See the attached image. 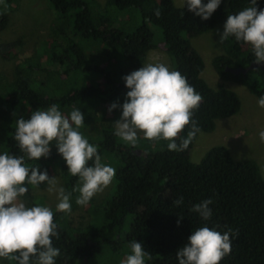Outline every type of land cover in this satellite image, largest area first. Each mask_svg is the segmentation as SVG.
I'll return each instance as SVG.
<instances>
[{"label":"trees","instance_id":"trees-1","mask_svg":"<svg viewBox=\"0 0 264 264\" xmlns=\"http://www.w3.org/2000/svg\"><path fill=\"white\" fill-rule=\"evenodd\" d=\"M6 1L0 0V5ZM51 3L56 16L50 25L52 37L47 46L38 54L21 58L11 77L0 75V154L25 156L26 166H39L41 172L47 170L49 177L53 176V165L60 164L66 176V192H72L78 185V177L68 172L54 144L49 157L36 161L28 160L14 139L18 119H30L33 112L45 111L56 104L68 117L73 109H79L84 114L82 135L98 146L101 158L105 153H113L122 162L115 172L114 192L99 201L91 200L92 211H103L101 223L76 230L69 214L52 210L59 233L58 239L52 238L53 246L61 253L56 264H92L104 244L118 251L126 242L130 255L135 240L151 255L145 264H179L177 250L187 243L193 231L204 226L221 233L232 230L231 254L219 264H264V176L259 165L252 160L236 159L226 145L213 146L200 162L191 159L200 132L213 131L218 119L233 116L242 107L236 91L224 85L213 87L202 76L205 61L191 38L213 30L218 23L225 24L228 15L252 6L251 0H222L208 20L189 12L187 4L178 6L174 0H106L104 6H99L96 0H51ZM111 7L138 8L141 21L134 29L118 24L109 13ZM257 7L264 9V0H257ZM157 9L159 17L155 15ZM0 18L4 27L7 11H1ZM152 25L161 28V43L173 60L174 71L185 76L202 96L192 116L201 131L186 150L179 152L169 151L168 141L138 138V146L139 142L144 145L139 153L138 146L133 148L114 135L122 105L118 104L111 113L108 109L121 98L126 99L130 89L123 77L128 74L113 62L103 66L95 63L88 54L89 46L101 42L107 51L120 50L141 64L150 50L158 47ZM226 41L229 43L226 52L213 60L217 75L246 86L259 98L264 96V69L256 67L239 74L227 70L250 65L255 59L251 47L234 37ZM22 44L21 38L0 42V55H15ZM78 72L86 75V85L75 86L72 76ZM92 123L99 127V139L87 129ZM190 130L191 124L176 142L187 138ZM78 195L72 192V210L77 206ZM181 197L183 203L177 206L174 201ZM208 199L212 200L209 205L212 215L204 221L191 209ZM127 221L129 229L122 235Z\"/></svg>","mask_w":264,"mask_h":264},{"label":"clouds","instance_id":"clouds-1","mask_svg":"<svg viewBox=\"0 0 264 264\" xmlns=\"http://www.w3.org/2000/svg\"><path fill=\"white\" fill-rule=\"evenodd\" d=\"M222 0H184L189 12L203 20H208L218 9ZM250 7L237 14L228 15L220 43L234 37L251 47L256 65L264 64V9L258 10L257 0H251ZM155 15L160 16L159 9ZM126 93L122 105V115L115 121V133L133 148L138 146L139 134L149 141H168L169 151L186 150L200 132L192 120L193 110L198 109L202 96L188 84L187 78L179 71H170L163 63H148L123 77ZM264 108V96L258 100ZM119 107L111 104L109 112ZM191 124L187 138L176 141L186 126ZM84 125V114L73 109L70 117L53 104L47 110L33 112L30 119L21 117L16 121L14 139L28 160L47 158L54 144L58 154L65 160L68 172L78 177V185L72 192H78L77 205H86L97 193L102 192L113 180L115 169L101 163L97 147L79 131ZM264 143V131L259 132ZM89 161L93 163L90 165ZM47 184L49 193H56V211L70 214L72 192L58 187L55 176L49 177L47 170L25 165V156L0 155V258L15 261L16 264H56L60 250L53 246L52 238H59L58 225L54 223L52 209L47 206L32 207L19 198L25 196L29 188ZM174 203L179 206L183 198ZM208 199L196 204L191 211L207 221L212 212ZM182 219V217H181ZM179 225V220H178ZM232 230L221 233L207 226L192 232L187 243L177 250L179 264H219L232 251ZM151 259L142 244L133 241L131 254L122 264H145Z\"/></svg>","mask_w":264,"mask_h":264},{"label":"rangeland","instance_id":"rangeland-1","mask_svg":"<svg viewBox=\"0 0 264 264\" xmlns=\"http://www.w3.org/2000/svg\"><path fill=\"white\" fill-rule=\"evenodd\" d=\"M174 1L178 6L186 5H184V0ZM105 2L106 0H96L99 6H104ZM3 10L7 11L8 19L5 26L1 27L0 18V42L13 41L19 38L23 40V44L15 51V55L7 57L0 55V75L11 77L15 65L21 58L38 54L47 46L52 37L50 25L56 16V11L51 0H8L0 5V12ZM109 13L116 23L125 25L127 28L134 29L141 21V13L135 7L126 10L111 7ZM152 27L155 31V42L158 47L150 50L146 60L141 64L133 62L120 50L107 51L101 42L89 46L88 54L95 63L103 66V64L113 62L115 66L124 69L126 74H130L148 63H163L168 66L170 71H174L173 60L161 43V28L157 25H152ZM223 30L224 23H218L213 30L191 38V42L200 51L205 61L202 76L213 87L224 85L236 91L240 96L242 107L237 114L218 119L216 128L213 131L200 132L191 150V159L194 162H200L213 146L226 145L236 159L256 162L264 176V143L259 139V132L264 131V108L258 106L259 97L242 84L221 79L214 69L213 60L215 56L226 52L229 47L227 41L219 42V34H222ZM110 57L112 58L110 59ZM85 76L80 72L74 73L72 79L76 87L87 84ZM124 102V98L116 101L119 105H123ZM93 113L96 114L95 111ZM87 129L95 139H99L97 124L92 123ZM79 131H82V127ZM139 138H143L142 133L139 134ZM139 143L137 150L142 153L144 145L142 142ZM156 148L153 145L152 149L156 150ZM101 163L113 167L115 172L122 164L120 156L113 153H105L101 158ZM53 166V176L58 181L57 186L63 187L66 191V176L61 165L55 163ZM115 185V179L113 178L112 182L91 200L99 201L105 196L109 197L114 192ZM47 187V184L39 187L34 186L29 189L27 197L23 196L19 199L28 207L41 205L54 210L59 201L56 193H49ZM91 200L86 205H77L68 215L71 224L77 226L76 230H85L104 220L103 211L91 210ZM129 224L130 222L127 221L122 235H125L128 231ZM128 250L129 247L126 242L123 248L118 251L113 250L110 244H104L101 252L94 256L92 264H122V261H125L128 256ZM0 264L11 263L7 259L0 258Z\"/></svg>","mask_w":264,"mask_h":264},{"label":"water","instance_id":"water-1","mask_svg":"<svg viewBox=\"0 0 264 264\" xmlns=\"http://www.w3.org/2000/svg\"><path fill=\"white\" fill-rule=\"evenodd\" d=\"M256 67H261L262 69H264V64L261 65H256L255 63H251L250 65H248L247 67H227V70H230L231 72L235 73V74H239V73H247L250 69L252 68H256ZM140 153V151H139Z\"/></svg>","mask_w":264,"mask_h":264}]
</instances>
